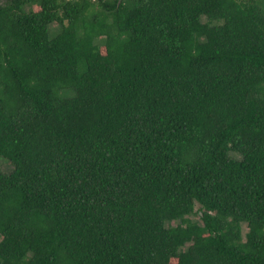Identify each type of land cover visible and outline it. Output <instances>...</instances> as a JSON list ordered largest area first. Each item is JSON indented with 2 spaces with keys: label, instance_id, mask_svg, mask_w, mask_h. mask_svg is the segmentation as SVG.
Segmentation results:
<instances>
[{
  "label": "trees",
  "instance_id": "16d2710c",
  "mask_svg": "<svg viewBox=\"0 0 264 264\" xmlns=\"http://www.w3.org/2000/svg\"><path fill=\"white\" fill-rule=\"evenodd\" d=\"M0 157V264H264V0H0Z\"/></svg>",
  "mask_w": 264,
  "mask_h": 264
},
{
  "label": "rangeland",
  "instance_id": "374dc122",
  "mask_svg": "<svg viewBox=\"0 0 264 264\" xmlns=\"http://www.w3.org/2000/svg\"><path fill=\"white\" fill-rule=\"evenodd\" d=\"M51 32H54L56 30V26L53 24L50 26ZM0 167L4 172H10L12 170V166L3 158L0 157ZM195 208H198V205L195 206ZM246 232V227L243 225L242 226V233Z\"/></svg>",
  "mask_w": 264,
  "mask_h": 264
}]
</instances>
